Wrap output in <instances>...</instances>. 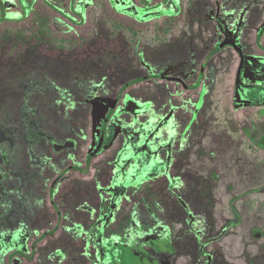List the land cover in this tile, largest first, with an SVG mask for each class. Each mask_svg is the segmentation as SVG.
Returning a JSON list of instances; mask_svg holds the SVG:
<instances>
[{
    "label": "rangeland",
    "instance_id": "1",
    "mask_svg": "<svg viewBox=\"0 0 264 264\" xmlns=\"http://www.w3.org/2000/svg\"><path fill=\"white\" fill-rule=\"evenodd\" d=\"M204 1L207 0H31L29 12L21 17L18 2H4L9 18L0 23V69L5 70L2 73L6 74L8 69L20 62L24 64L22 60H25L31 63L25 70H35L44 80L37 90L41 106L30 102L25 107V112H29L26 114L29 122L35 124L28 127V131L37 135L40 131L43 135L53 122L55 126L57 124L59 142L65 138L75 142L74 148L56 157L60 158V163H54L53 159L45 162L46 157L41 156V153L30 157L27 174L32 175L24 178V254L28 256L29 264H40L44 258L50 259L53 253L61 250V246L63 254L58 253V257L72 250L76 264H95L96 246L93 236H96L97 228H104L98 241L112 243V231L127 221L132 223L133 219L139 234L137 238H141L142 245L151 244V247L156 246L157 249L150 253L140 247L129 249V253L133 257L134 251H138L140 259L153 258L155 260L150 264H160L159 259L152 255L154 253L161 257L169 241L165 237L163 225L160 230H156L150 224L156 218L162 219L161 224L164 220L165 212L157 208L162 206L155 198L157 189L161 188L163 196L171 197L168 188L170 181H174L170 172V158L166 157L170 149L166 134L168 125L172 123L176 126L179 120L172 118L168 107L183 95L192 99L195 92L183 89L178 82L159 78L136 82L121 90L117 104L119 111L112 120L102 151L87 162L88 171L70 169L61 175L59 184L63 178H68L76 181L77 188L72 194L71 204L74 205L70 211L68 209L63 212V221L60 218L59 224H56V212L49 203L46 188L52 177L68 164L86 166L85 157L91 147V139L123 82L150 72L162 75L188 72L181 62L168 67L152 59L164 54L162 49H166L170 41H175L170 30L172 27L179 29L181 25L176 16V4L183 7L184 12L190 9V14L198 16L196 14L200 12ZM260 15L262 18L264 12L261 11ZM55 18L64 20L72 29L68 32L58 30L54 25ZM260 42L264 43V35ZM198 57L190 56V70L197 68ZM96 58L104 63L105 74L100 79L98 75L84 81L71 79V73H67L68 65L74 61L86 65ZM113 58L118 61L116 65L111 64ZM45 62L50 63L51 68L63 71L58 73V79L53 74L49 75ZM55 92L58 93L54 96L59 99L58 104L50 108L51 96ZM248 95L256 100L257 90L248 92ZM229 107L228 99L226 113L219 121L224 123L227 115L235 113L238 122H242V109L232 111ZM248 110L255 120L260 119L254 108ZM48 116L51 117L49 121ZM41 124L43 126L39 127ZM261 130L259 128L258 133ZM243 133L249 144L256 146L247 130L243 129ZM31 137L36 138L29 134L28 138ZM213 151L217 158H188L184 160V168L192 170L196 174L195 180L199 182L196 190L188 193L189 202L194 207L200 206L207 195L215 198L211 210H202L200 215L208 216L215 222L212 223L213 228L217 229L229 217L228 188H239V174H243L239 172L246 171L253 176L251 187L264 183V156L263 152L252 149L248 151L254 158H218V150ZM33 158L36 162H32ZM214 172L218 175L215 184L211 178ZM63 186L62 183L57 187L62 200L67 191ZM185 187V183L179 186L177 195L181 198L188 190H182ZM106 188L110 189V193H106ZM261 196L259 194L258 198L261 199ZM57 200L55 197L51 201ZM68 200L65 198L66 202ZM220 205L225 212L219 211ZM40 207H44L46 216L39 215ZM46 230L51 231L38 239L39 234ZM62 240L66 241L65 245ZM187 254H180L175 264L191 262ZM88 255L93 256L92 262L87 260ZM28 263L25 259L19 260V264ZM162 264H167L164 256Z\"/></svg>",
    "mask_w": 264,
    "mask_h": 264
},
{
    "label": "flooded vegetation",
    "instance_id": "2",
    "mask_svg": "<svg viewBox=\"0 0 264 264\" xmlns=\"http://www.w3.org/2000/svg\"><path fill=\"white\" fill-rule=\"evenodd\" d=\"M6 1L0 0V23L6 22L9 18L8 12L4 9ZM15 1L20 4L19 17L26 16L31 0ZM172 1L177 2V0ZM207 1L200 6V12L196 14L198 16L194 13L190 14V9L184 12L183 7L176 4L175 9L178 11L176 16L181 21V25L179 29L172 27L170 30L171 35L175 36V41H170L167 48L162 49L164 54L154 56L152 59L168 67L181 62L188 72L178 75L150 72L123 82L116 90L113 102L106 108L97 132L91 139V147L85 157L86 166L68 164L47 184L49 203L56 212V224L61 221L63 212L68 209L70 211V207L74 205L71 204L72 194L77 188L75 180L63 178L62 183L65 185L63 187H66L67 191L63 200L60 199L61 194L58 193L57 187L62 184H59L61 175L70 169L78 172L88 171L87 162L92 161L93 157L102 151L112 120L119 111L117 104L121 90L136 82L166 79L178 82L183 89L195 92V96L191 99L183 95L176 103L171 102L168 107L172 118L179 120L176 126L172 123L168 125L166 134L170 148L167 149L166 157L170 158V172L174 181H170V187L168 183L171 197L163 196L161 188L157 189L155 198L162 205L157 208L165 212L164 220L161 224V218L155 220L152 218L150 227L160 230V226L163 225L165 237L169 242L161 257L154 253L152 257L159 259V263L162 264L164 256L167 264H175L180 254L188 252V258L192 261H188L187 264L193 262L195 264H264V183L251 187L254 183L253 176L246 171L239 172L243 173L239 174V188L235 189L236 187L233 186L228 188L229 217L226 214L228 218L223 220L217 229L213 228L212 223L215 222L208 216L200 215L202 210H211L214 197L207 195L198 207H194L189 202L188 193L196 190L199 182L195 180L196 174L192 170L184 168V160L217 158L213 150H218V158H254L248 151L252 149L263 152L264 156V43L260 42L264 35V15L262 18L260 15L261 11L264 12V0ZM49 6L54 8L50 4ZM66 19L71 20L68 17ZM54 25L64 32L72 29L70 24L60 18H55ZM198 55L197 68L190 70L188 68L191 66L190 56ZM118 58L121 57L118 55ZM22 61L24 64L21 62L16 64L8 69L6 74L2 73L5 70L0 69V264H19L20 259H25L27 263L29 261L28 256L24 254V178L32 175L27 174L29 160L41 153V156L46 157L45 162L53 159L54 163H60V158L56 157L75 147V142L71 138H65L61 142L57 140V124L55 126L53 122L43 133L44 136L40 131L37 132L39 136L28 131V127L35 124L29 122L26 115L29 112L28 110L25 112V107L30 102L40 105V95L37 90L44 80L35 70H25L31 63ZM111 61L113 65L118 63L116 58ZM78 62L80 61L68 65V72L65 68V73H71L72 80L84 81L93 75H98L100 79L105 74L104 63L98 58L88 61L90 63L86 65ZM45 66L49 75L53 74L55 79H58V73H63L55 67L51 68L48 62H45ZM253 90H257L258 93L256 100H252L248 95V92ZM30 93L31 98L28 96ZM55 95L58 93L55 92L51 96L50 108L58 104L59 99L54 97ZM228 99L232 111L242 109V122H238L235 113L231 114L232 116L227 115L224 123L219 121L226 113ZM250 108L255 109L259 120L254 119L248 110ZM47 119L49 121L51 117L48 116ZM44 120L46 121V118ZM258 121H262V124L260 125ZM42 126L43 124L39 127ZM259 128L262 129L260 133H258ZM243 129L247 130L256 146L249 144ZM29 134L36 138H28ZM37 143L39 145H36ZM32 162H36L35 158ZM211 178L214 184L218 181L215 172L212 173ZM182 183L186 184L182 190L188 189L183 193V198L177 195ZM104 190L110 193L109 188ZM259 194H262L261 199L258 198ZM55 197L58 200L52 202ZM65 198H69L68 202ZM219 211L225 212L223 206L220 205ZM38 213L40 216L47 214L44 207L38 208ZM176 215L178 218L175 217ZM133 220L132 223L127 221L123 226L112 231L114 234L112 243L98 241L99 235L104 233L103 227L97 228L96 236H93L92 232L96 246L95 264L154 262L153 258L140 259L141 255L138 251H134L133 257L129 253V249L135 250L140 247H144V252L150 253L157 249L156 246L151 247V244L142 245L141 238H137L139 234ZM50 231L41 232L38 239L43 238ZM62 242L65 245L66 241L62 240ZM59 248L61 250L53 253L50 259L44 258L40 264H76L72 250L69 254L58 257V253L63 254L62 246ZM92 257L88 255L86 259L92 262Z\"/></svg>",
    "mask_w": 264,
    "mask_h": 264
}]
</instances>
